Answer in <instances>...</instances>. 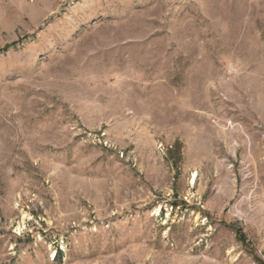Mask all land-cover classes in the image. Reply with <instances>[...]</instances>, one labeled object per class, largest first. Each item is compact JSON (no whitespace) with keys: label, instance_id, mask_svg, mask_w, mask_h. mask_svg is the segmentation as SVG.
Instances as JSON below:
<instances>
[{"label":"rangeland","instance_id":"1","mask_svg":"<svg viewBox=\"0 0 264 264\" xmlns=\"http://www.w3.org/2000/svg\"><path fill=\"white\" fill-rule=\"evenodd\" d=\"M0 264H264V0H0Z\"/></svg>","mask_w":264,"mask_h":264},{"label":"trees","instance_id":"2","mask_svg":"<svg viewBox=\"0 0 264 264\" xmlns=\"http://www.w3.org/2000/svg\"><path fill=\"white\" fill-rule=\"evenodd\" d=\"M6 49H7V48H5L3 51H5ZM239 237H240V238H242V236H241V235H239Z\"/></svg>","mask_w":264,"mask_h":264}]
</instances>
